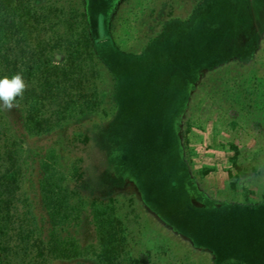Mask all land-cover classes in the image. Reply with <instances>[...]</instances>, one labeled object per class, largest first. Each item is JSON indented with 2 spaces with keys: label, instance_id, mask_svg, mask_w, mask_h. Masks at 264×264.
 <instances>
[{
  "label": "rangeland",
  "instance_id": "1",
  "mask_svg": "<svg viewBox=\"0 0 264 264\" xmlns=\"http://www.w3.org/2000/svg\"><path fill=\"white\" fill-rule=\"evenodd\" d=\"M31 5L39 23L28 45L64 53L85 30L127 56L113 72L95 46L52 64L74 67L58 76L78 107L51 105L48 132L27 125L28 90L0 111V145L20 157L24 230L3 264H108L99 214L122 237L114 264H264V0ZM49 155L67 195L61 226L39 186Z\"/></svg>",
  "mask_w": 264,
  "mask_h": 264
},
{
  "label": "trees",
  "instance_id": "2",
  "mask_svg": "<svg viewBox=\"0 0 264 264\" xmlns=\"http://www.w3.org/2000/svg\"><path fill=\"white\" fill-rule=\"evenodd\" d=\"M82 17L85 19V14L82 13ZM34 23H39V15L33 9L31 0H0V42L3 43L0 46V62L9 70L11 76L22 72L28 82L27 96L31 101L27 116L29 129L48 132L52 129V114L46 116V113L50 111L51 105H56V110L61 114L74 113L73 110L78 107L76 102L71 101L70 94L60 89L61 85L63 86L58 76L61 71L52 68V64L63 63L64 58L70 63L75 62L81 58L83 52L90 54L95 46L96 54L113 72L111 65L119 63L116 61V56L127 55L120 51L111 39L97 40L93 33L85 30L78 35V38L67 43V46L61 47L65 50L64 53L60 48L46 45L38 48L28 45L25 40L33 36ZM18 39L26 43L24 47L18 46ZM81 40L83 42L80 44ZM73 70L74 67H71V71L67 72L72 74ZM67 72L65 70L61 72L65 82L69 78ZM19 158L18 151L12 144L0 145V264H3L9 256L11 248L23 240L21 236L24 232L23 218L18 213L17 207L21 177ZM55 166L54 156L49 155L42 163V178L39 186L43 206L49 218L55 226H61L68 222L70 215L67 195L63 191L62 179ZM101 215L95 216L100 229L103 259L108 264H114L122 237H119V230L115 227L116 221L101 218Z\"/></svg>",
  "mask_w": 264,
  "mask_h": 264
},
{
  "label": "clouds",
  "instance_id": "3",
  "mask_svg": "<svg viewBox=\"0 0 264 264\" xmlns=\"http://www.w3.org/2000/svg\"><path fill=\"white\" fill-rule=\"evenodd\" d=\"M27 82L22 72L11 77L0 78V111H12L19 106L18 99L22 100L27 90Z\"/></svg>",
  "mask_w": 264,
  "mask_h": 264
}]
</instances>
